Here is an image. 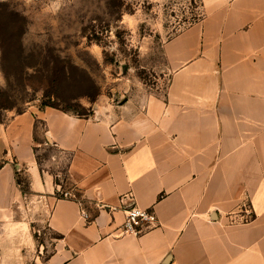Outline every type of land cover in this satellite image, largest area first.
Masks as SVG:
<instances>
[{"label":"crops","instance_id":"0c3cea01","mask_svg":"<svg viewBox=\"0 0 264 264\" xmlns=\"http://www.w3.org/2000/svg\"><path fill=\"white\" fill-rule=\"evenodd\" d=\"M200 10L163 45L164 93L99 100L86 116L31 105L0 118V264H264V0ZM38 124L69 154L82 205L58 196L59 172L37 158ZM38 205L57 235L45 257ZM133 206L153 208L158 225L123 233Z\"/></svg>","mask_w":264,"mask_h":264},{"label":"rangeland","instance_id":"374dc122","mask_svg":"<svg viewBox=\"0 0 264 264\" xmlns=\"http://www.w3.org/2000/svg\"><path fill=\"white\" fill-rule=\"evenodd\" d=\"M200 17V0H0V118L45 104L90 114L99 100L164 93L163 45ZM41 129L39 157L70 189L69 154L45 144ZM32 209L45 257L57 237L46 224L50 207Z\"/></svg>","mask_w":264,"mask_h":264},{"label":"built area","instance_id":"2783aa9c","mask_svg":"<svg viewBox=\"0 0 264 264\" xmlns=\"http://www.w3.org/2000/svg\"><path fill=\"white\" fill-rule=\"evenodd\" d=\"M60 193L65 197H73L79 201L82 205L83 201L80 197H77L75 192L71 189L63 190L60 186ZM84 218H89V213L86 210H82ZM252 218L251 211L246 212L242 215L241 220H250ZM158 225V217L154 212L153 208H141L133 206L127 208L125 211V218L122 224L123 233H132L140 235L153 227Z\"/></svg>","mask_w":264,"mask_h":264},{"label":"trees","instance_id":"16d2710c","mask_svg":"<svg viewBox=\"0 0 264 264\" xmlns=\"http://www.w3.org/2000/svg\"><path fill=\"white\" fill-rule=\"evenodd\" d=\"M46 105H47V104H45V106H46ZM50 106H53V107L59 108V107L54 106V105H50ZM59 109L64 110V111H66V112H69V111H67L66 109H62V108H59ZM74 114H77V115H79V116H86V115H88V114H80V113H74ZM53 147H54V146H53ZM37 158H38L39 161H40L39 154H37ZM1 165H2V162H0V166H1ZM65 174H66V176L64 177V180H65V181H69V182H71L72 185H73V182L69 179L67 169H66V171H65ZM23 175H24V174H23V171H22V170H18V169L16 170V181H17V184L21 187L23 193H30L31 191H30V189H29L28 178H27L26 175H24V177H23ZM55 182H56L57 184H60V186H62L61 180L58 178V176L55 177ZM62 187H63V186H62ZM62 187H61V188H62ZM70 189H72V190L75 192V194H76L77 197H80V195H79V193L77 192V190L75 189L74 185H73V187H71ZM63 190H65V189H63ZM58 196L61 197V196H62L61 193H60Z\"/></svg>","mask_w":264,"mask_h":264}]
</instances>
